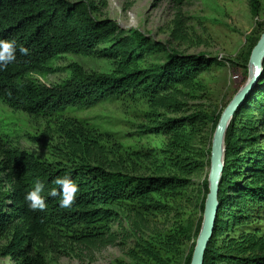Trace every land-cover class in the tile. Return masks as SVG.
<instances>
[{
	"label": "trees",
	"instance_id": "obj_1",
	"mask_svg": "<svg viewBox=\"0 0 264 264\" xmlns=\"http://www.w3.org/2000/svg\"><path fill=\"white\" fill-rule=\"evenodd\" d=\"M249 1L257 17L261 0ZM96 11L94 0H0V40L14 39L18 46L16 60L0 71V97L31 115H52L70 106L90 108L114 97L146 99L158 117L144 132L164 135L168 141L162 147L133 150L121 164L88 157L92 151L85 143L78 144L73 131L67 136L77 157L68 163L46 162L2 147L0 238L9 235L10 240L0 254L19 264H47V239H53L47 231L55 228L65 231L67 241L74 244L104 241L111 232L109 224L121 214L120 206L137 202L145 209L164 208L154 194L194 188L193 177L210 165L211 138L204 132L209 124L211 133L215 132L222 113L211 114L201 107L187 112L185 106L187 98H195L196 80L225 67V60L174 52L140 30L124 29ZM261 35L239 56L246 69L239 89L248 78L251 53ZM21 46L29 50L28 55L19 52ZM66 55L103 59L109 69L89 72L73 62L66 67L67 77L56 85L33 77ZM224 140L220 206L204 264H264V232L249 228L235 234L240 226L249 227L264 218V63L256 88L233 117ZM65 176L79 184L69 208L60 207V196L49 195L53 188L60 189L55 179ZM38 181L45 185L43 211L31 210L25 201ZM198 193L199 209L204 212L208 179ZM202 220L177 224L155 236L152 245L166 251L176 248L180 254L193 240L182 256L183 264H191ZM147 249L153 260L162 259L158 250Z\"/></svg>",
	"mask_w": 264,
	"mask_h": 264
},
{
	"label": "rangeland",
	"instance_id": "obj_2",
	"mask_svg": "<svg viewBox=\"0 0 264 264\" xmlns=\"http://www.w3.org/2000/svg\"><path fill=\"white\" fill-rule=\"evenodd\" d=\"M94 1L98 16L113 19L124 29H138L174 52L225 60V67L208 71L196 80L197 92L195 98H187V112L201 107L211 114L223 113L238 91L246 70L239 56L248 50L252 39L264 33V0L257 17L252 14L249 0ZM73 62L89 72L109 69V63L103 59L66 55L33 77L43 84L56 85L67 77L66 67ZM250 69L249 62L248 73ZM154 113L146 99L123 96L109 98L90 108L70 106L52 115H31L0 97V160L1 148L12 147L42 161L68 163L77 157L67 136V132L73 131L78 144L85 143L92 151L88 157L93 160L102 157L105 164L111 161L121 164L133 150L158 148L167 143L168 137L164 135L144 132L157 119ZM211 129L209 124L204 133L209 141L211 138L212 148L215 132L212 134ZM209 173L210 165L196 174L194 188L174 194H154L153 198L164 203V208L145 209L137 202L123 204L118 219L109 224L111 232L104 241L74 244L67 241L62 229L47 231L53 238L47 239V264H183L182 256L193 240L179 254L176 248L166 251L152 245L153 239L168 233L177 224L204 220L205 210L199 209L197 195L200 196L198 189L202 188V182L209 180ZM249 225L235 229V234L249 228H254L252 232H264V218ZM9 240V235L0 238V250ZM147 248L158 250L162 259L153 260ZM0 264L19 263L0 254Z\"/></svg>",
	"mask_w": 264,
	"mask_h": 264
},
{
	"label": "water",
	"instance_id": "obj_3",
	"mask_svg": "<svg viewBox=\"0 0 264 264\" xmlns=\"http://www.w3.org/2000/svg\"><path fill=\"white\" fill-rule=\"evenodd\" d=\"M250 63L253 68L250 69L246 82L226 106L215 130L210 156L209 193L202 228L194 248L191 264H204L206 249L214 233L220 206L219 188L225 165V134L237 111L256 88L263 72L264 33L252 50Z\"/></svg>",
	"mask_w": 264,
	"mask_h": 264
},
{
	"label": "clouds",
	"instance_id": "obj_4",
	"mask_svg": "<svg viewBox=\"0 0 264 264\" xmlns=\"http://www.w3.org/2000/svg\"><path fill=\"white\" fill-rule=\"evenodd\" d=\"M16 40H0V71L6 69L8 64L16 60L17 51ZM19 52L22 55H28L29 50L25 47H19ZM54 183L60 186L59 191L53 188L49 195L52 197L60 196V207L69 208L74 203L79 192V184L70 177H57ZM45 185L37 182L33 190L25 195V201L31 210L43 211L46 209L45 197L42 196Z\"/></svg>",
	"mask_w": 264,
	"mask_h": 264
},
{
	"label": "bare ground",
	"instance_id": "obj_5",
	"mask_svg": "<svg viewBox=\"0 0 264 264\" xmlns=\"http://www.w3.org/2000/svg\"><path fill=\"white\" fill-rule=\"evenodd\" d=\"M253 67H252V65H251V69H252Z\"/></svg>",
	"mask_w": 264,
	"mask_h": 264
}]
</instances>
